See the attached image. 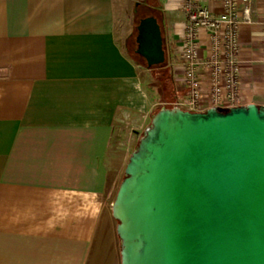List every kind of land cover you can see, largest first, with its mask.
<instances>
[{
    "label": "crops",
    "instance_id": "0c3cea01",
    "mask_svg": "<svg viewBox=\"0 0 264 264\" xmlns=\"http://www.w3.org/2000/svg\"><path fill=\"white\" fill-rule=\"evenodd\" d=\"M181 4L0 0V264H121L115 181L155 105L186 96ZM250 7L237 107H264L263 1ZM147 17L161 30L163 84L135 54ZM146 73L162 91L147 94Z\"/></svg>",
    "mask_w": 264,
    "mask_h": 264
},
{
    "label": "water",
    "instance_id": "95a60500",
    "mask_svg": "<svg viewBox=\"0 0 264 264\" xmlns=\"http://www.w3.org/2000/svg\"><path fill=\"white\" fill-rule=\"evenodd\" d=\"M135 54L165 63L154 17ZM113 216L121 264H264V107L162 109L125 169Z\"/></svg>",
    "mask_w": 264,
    "mask_h": 264
},
{
    "label": "built area",
    "instance_id": "2783aa9c",
    "mask_svg": "<svg viewBox=\"0 0 264 264\" xmlns=\"http://www.w3.org/2000/svg\"><path fill=\"white\" fill-rule=\"evenodd\" d=\"M255 1L182 0L180 9L186 15V22L179 46L180 80L186 96L155 107L170 105L190 113L237 107L242 88L240 30L253 23L250 5ZM262 54L264 57V36Z\"/></svg>",
    "mask_w": 264,
    "mask_h": 264
},
{
    "label": "rangeland",
    "instance_id": "374dc122",
    "mask_svg": "<svg viewBox=\"0 0 264 264\" xmlns=\"http://www.w3.org/2000/svg\"><path fill=\"white\" fill-rule=\"evenodd\" d=\"M129 11H132V7L130 8V10ZM145 10H142V12H140L139 14L140 15H144L145 14ZM130 28H129V33H132V31H133V26H134V24H135V22H133V19H132V17H133V13L132 12H130ZM128 21V20H127ZM126 21V22H127ZM141 63L143 64V65H146L145 64V61H141ZM165 64V63H164ZM164 64H161V65H158V66H153V67H151L150 68V70H151V72L154 74V78H155V80L156 81H158V83H161V84H163V82L162 81H160L161 79H163L164 78V72H161L160 71V68L164 65ZM146 77V78H145ZM140 78H141V82H142V84H143V88L146 90V92H147V94H157V92H158V90L159 91H162L161 89H158L157 87V85H156V83L150 78V76L146 73V75H141L140 76ZM164 88V87H163ZM152 96V98H153V95H151ZM155 100V99H154ZM157 101V100H156ZM160 104H163V103H160ZM162 109H173L172 108V106H170V105H167V106H158L156 109H155V111H154V113H153V115H152V118H151V121H152V119L162 110ZM151 121H150V124H151ZM150 126V125H149ZM148 126V127H149ZM147 127V128H148ZM143 134H144V132H143ZM143 134L140 136V138H139V140H138V142L137 143H135L134 145H133V147H131V144H132V141L130 140V139H132V138H130V139H128L127 140V142H125V146L126 147H131L130 148V156L132 155V153L134 152V151H136V149H137V147H138V144H139V142H140V140H141V138L143 137ZM126 176H125V172H124V174L119 178V179H117L116 181H115V185H114V192H113V196L111 197V199H110V207H111V210H112V215H113V205H114V201H115V198H116V195H117V192H118V189H119V186L121 185V183H122V181L124 180V178H125ZM113 218H114V216H113ZM115 219V218H114ZM116 221V224L118 225V222H117V220H115Z\"/></svg>",
    "mask_w": 264,
    "mask_h": 264
}]
</instances>
